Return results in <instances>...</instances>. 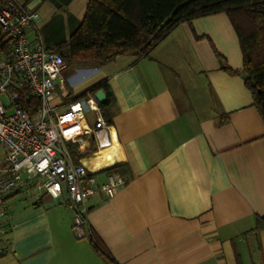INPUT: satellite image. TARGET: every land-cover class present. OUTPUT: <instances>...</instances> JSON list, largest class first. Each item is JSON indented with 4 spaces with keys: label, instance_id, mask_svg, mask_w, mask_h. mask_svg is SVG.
I'll list each match as a JSON object with an SVG mask.
<instances>
[{
    "label": "crops",
    "instance_id": "1",
    "mask_svg": "<svg viewBox=\"0 0 264 264\" xmlns=\"http://www.w3.org/2000/svg\"><path fill=\"white\" fill-rule=\"evenodd\" d=\"M20 1L40 16L27 39L38 33L49 51L82 22L89 2ZM217 55L235 74L220 69ZM94 69L68 88L72 96L107 82L111 123L101 135L109 144L97 149L86 136L71 157L98 182L110 169L125 180L112 198L87 203V224L114 261L264 264V229L255 230L264 216V121L245 88L226 14L179 24L147 58L117 56ZM19 196L5 198L7 264H106L73 236L63 199L43 194L20 204L27 199Z\"/></svg>",
    "mask_w": 264,
    "mask_h": 264
},
{
    "label": "built area",
    "instance_id": "2",
    "mask_svg": "<svg viewBox=\"0 0 264 264\" xmlns=\"http://www.w3.org/2000/svg\"><path fill=\"white\" fill-rule=\"evenodd\" d=\"M39 22L35 7L0 0V254L7 252L9 195L35 202L43 194L63 199L73 213L72 234L82 239L88 201L96 195L112 198L125 184L115 172L98 182L93 172L72 161L71 147L86 136L97 149L108 146L101 135L106 124L92 93L70 99L68 85L79 70L64 79L68 66L63 58L47 50L38 33L35 42L27 39V29ZM89 116L93 129L85 130Z\"/></svg>",
    "mask_w": 264,
    "mask_h": 264
},
{
    "label": "trees",
    "instance_id": "3",
    "mask_svg": "<svg viewBox=\"0 0 264 264\" xmlns=\"http://www.w3.org/2000/svg\"><path fill=\"white\" fill-rule=\"evenodd\" d=\"M218 13L226 14L235 31L244 85L264 121V0H89L82 22L67 40L56 43L52 52L59 54L68 68H99L122 55L147 58L179 24ZM217 60L222 71L235 74L221 56L217 55ZM99 90L106 96L99 109L110 124L112 96L107 82L91 85L85 94ZM260 229H264V216L256 218L255 230ZM84 230L82 239L92 251L106 264H117L88 225Z\"/></svg>",
    "mask_w": 264,
    "mask_h": 264
},
{
    "label": "rangeland",
    "instance_id": "4",
    "mask_svg": "<svg viewBox=\"0 0 264 264\" xmlns=\"http://www.w3.org/2000/svg\"><path fill=\"white\" fill-rule=\"evenodd\" d=\"M80 69H91V68H82V67H78V66H70L65 72L62 73V77L64 79H66L68 76L73 75L77 70H80ZM87 75H89V74H80L79 73V74L76 75L75 78H76V80H81L83 78V76H87ZM85 98H86L85 97V89L84 90L82 89L81 91H79L77 93L74 92V94L70 97V99H77V100H83ZM2 101H3V103L5 105H7V100L4 97L2 98ZM18 198L20 199L19 200L20 202L23 201L22 199H27V201H24V202H22L20 204H24V203L31 204L34 201V199H32V198H24L22 196H19ZM20 204H18V205H20ZM75 239L77 240V238H75ZM78 240L79 241H86V239H78ZM5 254H2L0 256V264H7L8 263L7 259L5 260V258H6V255Z\"/></svg>",
    "mask_w": 264,
    "mask_h": 264
},
{
    "label": "water",
    "instance_id": "5",
    "mask_svg": "<svg viewBox=\"0 0 264 264\" xmlns=\"http://www.w3.org/2000/svg\"><path fill=\"white\" fill-rule=\"evenodd\" d=\"M94 71H96L94 68H91V69H80L79 73L80 74H90V73H92ZM93 98L95 99V101L99 105L105 103V101H106V96H105V94H104V92L102 90H99V91L95 92L93 94Z\"/></svg>",
    "mask_w": 264,
    "mask_h": 264
}]
</instances>
